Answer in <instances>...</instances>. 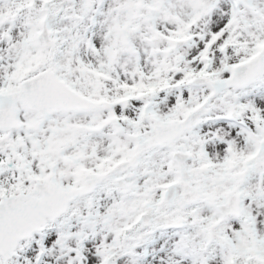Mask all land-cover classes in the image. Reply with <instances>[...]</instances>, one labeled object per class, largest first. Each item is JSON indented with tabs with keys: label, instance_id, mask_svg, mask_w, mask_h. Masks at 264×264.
Instances as JSON below:
<instances>
[{
	"label": "snow or ice",
	"instance_id": "snow-or-ice-1",
	"mask_svg": "<svg viewBox=\"0 0 264 264\" xmlns=\"http://www.w3.org/2000/svg\"><path fill=\"white\" fill-rule=\"evenodd\" d=\"M0 264H264V0H0Z\"/></svg>",
	"mask_w": 264,
	"mask_h": 264
}]
</instances>
